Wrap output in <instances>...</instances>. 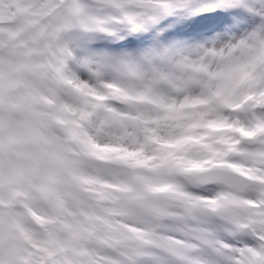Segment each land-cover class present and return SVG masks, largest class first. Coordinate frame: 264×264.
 Segmentation results:
<instances>
[{
    "label": "snow or ice",
    "instance_id": "obj_1",
    "mask_svg": "<svg viewBox=\"0 0 264 264\" xmlns=\"http://www.w3.org/2000/svg\"><path fill=\"white\" fill-rule=\"evenodd\" d=\"M0 264H264V0H0Z\"/></svg>",
    "mask_w": 264,
    "mask_h": 264
}]
</instances>
